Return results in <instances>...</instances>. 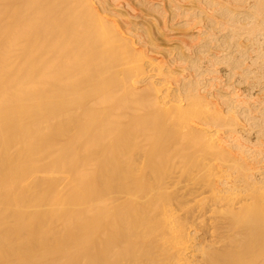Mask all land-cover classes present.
<instances>
[{
  "label": "bare ground",
  "instance_id": "1",
  "mask_svg": "<svg viewBox=\"0 0 264 264\" xmlns=\"http://www.w3.org/2000/svg\"><path fill=\"white\" fill-rule=\"evenodd\" d=\"M179 1L0 0V264H264L253 207L226 209L219 254L156 182L196 159L192 135L206 161L221 130L264 132V0ZM175 17L199 25L193 58L147 55Z\"/></svg>",
  "mask_w": 264,
  "mask_h": 264
},
{
  "label": "rangeland",
  "instance_id": "2",
  "mask_svg": "<svg viewBox=\"0 0 264 264\" xmlns=\"http://www.w3.org/2000/svg\"><path fill=\"white\" fill-rule=\"evenodd\" d=\"M132 1L134 2V0ZM186 1V3L184 1H179V3L181 2L183 7L190 6L191 1ZM195 3L192 4L196 7L198 2L196 5ZM137 7H135L137 11H142L140 9L143 8ZM166 8L169 9V7ZM146 10L141 12L142 15L138 19L135 18L143 26H148L152 16H154L153 14H155L150 10ZM173 19L170 18L165 26L164 24L159 25V29L161 27L162 30L158 29L153 33L150 42L152 45L149 44L152 50L149 47L146 48L147 55L160 58L169 54V58L173 55L172 51H174L189 56L187 54L188 46L194 47L197 42L199 43V38L196 37V30H198L199 25L182 24L184 18L181 19L180 17ZM149 50L153 53H150ZM188 56L189 59L192 57ZM218 65V75L220 74L221 79H227L228 77L225 75L227 72L223 73L224 67ZM179 70L181 69L174 68L175 73L178 75L184 74L182 70V72ZM181 75L178 77H181ZM228 83H234V79L229 80ZM246 83L243 81L241 84H234L237 93L244 94L242 98L249 97L246 96L248 94L245 90L248 85ZM219 87L220 85H218L216 91L221 90L222 92V88L219 90ZM248 101L256 102V109L264 108V98H262L260 92H253L252 98ZM218 106L221 107L220 104ZM220 132L217 138L226 145V150L222 151L223 153H215L211 158L204 161L197 150L198 144H201L203 134L192 135L187 140L189 147L188 149L186 147L185 151L195 152L196 159H191L189 164L182 168H167L166 173L160 175L156 180V182L160 181L165 184L167 188L165 199L169 207L174 209L175 218L183 222L185 228L198 243L201 241V244H205L211 242L212 239V242H215L216 245V252L219 254L226 246L227 243L225 242L229 241L230 237L236 236L234 229H228L229 220L226 209L235 210L239 213L243 209L253 207L256 214L249 211L247 215H256L260 218V221H264V132L258 133L257 128L256 130L247 131L239 129L238 132H234L232 135L228 134L229 132L226 133L224 129ZM231 154L238 160V163H234ZM167 158L173 160L174 156L167 153ZM202 161L204 162L201 163ZM254 179L258 181L254 182ZM213 189L216 191L215 196L212 193ZM220 196L229 199L222 200L219 199ZM258 242L260 241H255L252 245ZM195 252H199V250ZM258 258H260V255ZM258 258L253 256L250 257L252 261L246 260V262L252 263Z\"/></svg>",
  "mask_w": 264,
  "mask_h": 264
}]
</instances>
